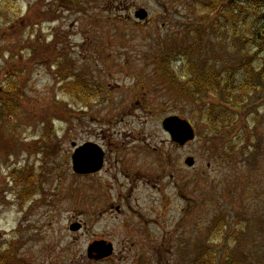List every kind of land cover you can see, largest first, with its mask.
Segmentation results:
<instances>
[{
    "label": "rangeland",
    "instance_id": "1",
    "mask_svg": "<svg viewBox=\"0 0 264 264\" xmlns=\"http://www.w3.org/2000/svg\"><path fill=\"white\" fill-rule=\"evenodd\" d=\"M207 1L0 0V107L7 84L19 94L13 100L17 110L0 117V258L10 241L20 239L16 260L95 264L80 255L87 238L72 245L66 230L72 219L83 224V234L91 233L85 232L90 223L73 206L71 195L90 201L85 193L97 185L70 177L74 142L100 147L107 155L104 169L152 173L136 190H127L121 181L119 206L125 218L116 215L118 221L107 218L108 224L94 228V233L112 234L116 222L120 227V238L113 233L109 243L116 256L101 264H187L206 242H213L218 263L227 256L238 264L264 262V125L255 126L258 120L264 124V60L243 59L251 54L250 45L241 47L218 24L201 34L206 46L195 42L217 13H207ZM227 1L219 5L221 10ZM140 9L148 12L144 21L134 18ZM182 41L192 49L190 61L212 68L222 81L231 74L239 84L245 77L237 72L239 65L249 63L254 89L239 112V107L238 113L233 111L235 127L227 133L200 121L209 106L232 111L228 98L206 94L197 101L171 85L188 79L181 69L183 56L165 61L161 53L166 45ZM77 77L98 92L88 106L64 90ZM169 117L188 122L196 140L174 147L161 130L162 120ZM252 130L260 144L256 156L234 144L241 132ZM205 139L215 143L218 164L201 151ZM187 157L194 159V168L183 165ZM42 176L52 184L40 188ZM29 177L38 186L32 197L24 193ZM67 179L71 195L64 194ZM47 206L60 219L51 227L48 220L56 214ZM28 228L33 238L24 235ZM51 233L60 240H55L57 249L42 253ZM14 262L7 252L0 264Z\"/></svg>",
    "mask_w": 264,
    "mask_h": 264
},
{
    "label": "trees",
    "instance_id": "2",
    "mask_svg": "<svg viewBox=\"0 0 264 264\" xmlns=\"http://www.w3.org/2000/svg\"><path fill=\"white\" fill-rule=\"evenodd\" d=\"M224 0H208L205 5L208 14H214L213 20H210L208 24L201 27L200 36L195 40L199 45L206 46L207 40L205 35L210 32L218 24L221 29L229 30V35L236 36L235 40L239 41L245 48L250 45V53L245 55V58L249 60L253 59H263L264 60V0H228L221 10L219 5H222ZM4 10V9H3ZM2 10V11H3ZM1 14V13H0ZM223 19V22L221 20ZM204 32V36L201 39V34ZM196 35V33H195ZM198 36V35H197ZM193 37V33H192ZM235 43V41H232ZM168 50V51H167ZM167 52V53H166ZM183 56V66L181 69L186 70L184 73L188 79L179 85L173 80L171 82L172 87L178 89L180 94L189 97L191 95L196 96L197 101L199 97L204 95V93L214 94L216 91H220V95L224 96V90L228 89L224 86L228 84L233 89L238 90L241 94H246V92L251 88V80L248 77L251 70L249 69V63L242 62L239 65L237 72L245 73L244 80H239V84H235L236 81L232 79L231 74H228L224 81L219 79V75L215 74L212 68L200 67L196 61H190V54H192L191 47H187L185 41L177 44L172 42L170 46L165 47L161 53V58L163 60H173L177 54ZM196 57L194 60H196ZM250 62V61H249ZM207 67V65H206ZM166 71V69H164ZM253 71V70H252ZM168 75H171L167 72ZM238 76V74H236ZM64 90L68 93L80 95L83 99H87L94 95L93 91L89 86L84 84L82 78H78L70 83L65 84ZM18 92L13 84H7V88L3 94V104L0 107V116L3 113L12 114L17 110V106L13 100L18 97ZM215 106H209L206 116L208 117V123L211 126L214 125L213 120H215L218 115L222 114ZM227 118H232V115L228 112H224ZM210 244V245H209ZM214 244L209 242L205 244L204 250L198 255L194 256L187 264H238L232 256H227L223 263H218L219 258L216 257L214 253ZM264 264V262L260 263Z\"/></svg>",
    "mask_w": 264,
    "mask_h": 264
},
{
    "label": "flooded vegetation",
    "instance_id": "3",
    "mask_svg": "<svg viewBox=\"0 0 264 264\" xmlns=\"http://www.w3.org/2000/svg\"><path fill=\"white\" fill-rule=\"evenodd\" d=\"M228 91L224 90V96L228 98V102L229 103V108H232V111L226 108H223L219 105H214L220 112H222V114L218 115V117L213 120L214 125L211 126L210 123H208V120L206 121V119H208V117L206 116L204 121H200L201 124H205L208 127L212 128V129H216L218 132L225 131L227 129H232L234 126V121L237 119L236 114L233 111H236V109L242 104L245 100V97L247 96V92L246 94H241L238 90L233 89L230 85V88L228 86V84L224 85ZM258 88L262 90V86L258 85ZM254 89V88H253ZM252 90H250L251 92ZM264 92V88L261 91V94H263ZM210 94V93H209ZM220 91H216L215 95H220ZM221 96V95H220ZM206 109H208V107H206ZM240 107L238 108V112H239ZM217 111V113L219 112ZM224 112H228L232 115V118H227L226 115L224 114ZM237 112V111H236ZM237 112V113H238ZM263 120H258L255 123L256 127H263ZM230 129V130H231ZM228 130V131H230ZM228 131H225L224 133H227ZM258 136L256 135V131L252 130L250 133L249 132H241V136L234 138V144L235 146H240L243 145L244 146V150L247 151H253L255 153L254 156H256L257 154H259V148H260V144L258 141ZM239 141H241L242 143H240ZM188 144H190V142L186 143L184 146L180 147L176 144H173L174 147L176 148H185ZM248 144V147H245V145ZM200 149L203 153L207 154V158L209 159H213V156L216 160V163L218 164L220 162V156L219 155H214V153L216 152V148H215V143L213 142V140L211 139H205L202 140L200 143ZM253 153V154H254ZM253 156V157H254ZM107 155L104 156L103 158V168L96 172V173H88V174H76V173H70V177H76V178H80V179H90L93 180L97 183V185H94L93 188L90 190V192L86 191L85 195L86 196H90V201H82L81 198H79L78 196H74L69 194L68 192V188H69V184H68V179L66 181V186H65V190H64V194L65 195H71L72 200L74 202V205L79 206L81 209L84 208V206H87L88 209H97L96 212L94 213H89L87 211H82L81 209L78 211L80 213V215H82V213L85 215V218L87 220V222L90 223V225L85 228V232L90 231V234H83L84 231V226L83 224L77 222V221H73L72 219L70 220V223L68 224V227L66 228L67 232L70 234V244L73 245V242H78L81 241L83 238H87V244H86V249L85 251L83 250L81 252L80 255H86L87 259L91 262H94L95 264H101L104 262H107L109 260H111L114 256H116L117 251L116 248H113L111 244H109L111 242L110 238L112 236V234L114 233L115 237L117 239L120 238V232L119 229L120 227L117 225L116 222V226L113 227L112 229V234H107V233H94V228L99 225L100 223L102 224H108L107 218L109 219H113L114 221H118V218H115L114 216H120L122 215L123 217L125 216V213L121 211V208L119 206L120 204V200L121 197L118 195V192L120 190H122L123 188V184L121 181H124L127 187V190L133 186L134 190H136V188L138 189L139 186L142 187V182L144 181L145 178H148L150 176V174L152 173H143V175H140V173H124V172H120V171H111V170H107L104 169V167L107 165V160H106ZM246 161V159L244 160ZM185 163V160L184 162ZM195 163V161H194ZM205 166L209 167V163H207ZM194 168V166L192 167ZM191 168V169H192ZM203 168L204 166H201V172H203ZM155 175L157 173H154ZM163 175L167 174V173H162ZM69 177V178H70ZM40 179V177H39ZM37 180L31 178L30 182L33 185ZM52 184V179H44V177L42 176V179L39 180L38 184L39 186H41L40 188H43L45 186V184ZM55 186V185H53ZM132 188H130L131 190ZM34 190H37L36 188H34ZM61 196L63 194V192H60ZM111 193V194H110ZM35 195V194H34ZM61 196L57 197L58 200H61ZM123 198L125 200L127 199V194H125L123 196ZM29 203V202H28ZM27 203V204H28ZM48 209L51 210V214L55 215L56 212L54 210V208H52L51 206H47ZM129 210H132L131 208L128 207ZM60 212V211H59ZM135 214H137L135 212ZM102 216V218L99 219V217ZM58 214H56V219H54L53 217H51L48 221V227H51L52 222L53 221H57V223L60 222V219H57ZM125 218V217H124ZM123 225H126L125 219H124V223ZM25 227V226H23ZM45 228V226H44ZM75 229V230H72ZM28 231V234H24L25 236H29V238H33L30 237L32 235H30L29 231L30 228H28L25 232ZM23 234V233H22ZM23 235V236H24ZM24 236V237H25ZM51 240L50 242H48L47 245H43L42 247V253L44 252H48L47 254H52L54 253V249H57V247L54 246L55 240L56 243L60 240L57 239L58 235H54V233H51L50 235ZM23 238V237H22ZM56 238V239H55ZM22 240V239H21ZM110 240V241H108ZM21 242L20 239L19 241H10V243H8L7 246V251H4L1 258H0V262L1 260H3V258L7 257V252L11 254L12 258L15 260V262H17L18 264H31L28 263L26 260L22 261V260H16L14 255L16 253V251L18 250V248L20 247ZM108 246H110V255L108 257H104L103 255V250L105 248H107ZM77 247V245H76ZM77 252V250H76ZM103 257V258H101ZM14 262V264H16Z\"/></svg>",
    "mask_w": 264,
    "mask_h": 264
},
{
    "label": "water",
    "instance_id": "4",
    "mask_svg": "<svg viewBox=\"0 0 264 264\" xmlns=\"http://www.w3.org/2000/svg\"><path fill=\"white\" fill-rule=\"evenodd\" d=\"M147 12L140 9L135 12L134 18L139 21H144L147 18ZM163 130L169 134L171 141L179 146H184L186 143L194 140V132L187 122L181 121L177 118H168L162 122ZM72 147H75L72 144ZM72 170L76 174L96 173L102 169L103 153L95 145L86 144L78 148L71 157ZM194 160L187 158L185 165L192 167ZM72 230H75L72 228ZM103 256L110 255V246L103 250ZM103 258V257H101Z\"/></svg>",
    "mask_w": 264,
    "mask_h": 264
}]
</instances>
